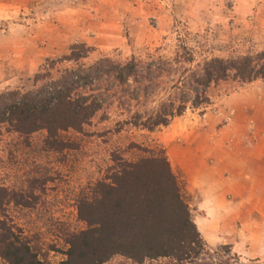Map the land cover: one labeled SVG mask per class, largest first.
Returning a JSON list of instances; mask_svg holds the SVG:
<instances>
[{
  "label": "trees",
  "instance_id": "trees-1",
  "mask_svg": "<svg viewBox=\"0 0 264 264\" xmlns=\"http://www.w3.org/2000/svg\"><path fill=\"white\" fill-rule=\"evenodd\" d=\"M92 48L75 43L69 54L47 59L35 76V88L0 93V144L6 134L24 138L41 133L36 147L64 151L80 147L81 139L64 138L73 131L84 137H101L132 126L150 131L168 126L188 109L204 111L215 91L224 86L264 80V50L236 57L198 59L184 42L173 56H132L125 61L110 57L83 62ZM64 61L72 66L62 67ZM116 116L114 128L92 129L94 120ZM17 143L14 142L13 146ZM130 160L113 154L111 173L98 180L91 196L79 201L80 216L88 229L72 234V251L92 263L121 255L141 263L157 264H264L259 259L244 263L230 244L210 248L193 217L190 200L174 173L165 149ZM47 175L31 180L29 190L44 185ZM0 185V212L10 202H22L17 193ZM26 206H32L26 203ZM0 226V246L13 264H42L26 242L13 241L6 223ZM30 262V263H26ZM77 264V263H62Z\"/></svg>",
  "mask_w": 264,
  "mask_h": 264
},
{
  "label": "rangeland",
  "instance_id": "rangeland-1",
  "mask_svg": "<svg viewBox=\"0 0 264 264\" xmlns=\"http://www.w3.org/2000/svg\"><path fill=\"white\" fill-rule=\"evenodd\" d=\"M81 1L0 0V93L34 89L35 76L47 59L61 58L70 53L73 44L84 43L77 38L79 29L71 23L72 18L65 21L66 15H70L66 13L67 9L78 6ZM173 15L169 33L158 44L136 45L128 36L131 50L124 52L116 47L103 54L94 52L95 47L87 44L92 50L83 62L91 64L104 57L119 61L132 56L143 59L149 55L171 57L181 42L192 47L198 59L229 58L264 50V0H220L213 12L204 10L194 16L180 2V9ZM149 24L157 25L154 18ZM72 65L69 61L61 64L62 67ZM260 84H264V80L233 88L234 84H226L215 91L213 102L206 110L188 109L168 126L154 131L129 126L120 132L84 138L73 131L62 132L64 138H82L76 150H40L35 144L42 138L41 133L32 136L33 147L24 138L6 134L0 144V185L10 192L13 189L17 193L14 198L22 203L16 205L13 200L5 206L0 212V226L6 223L11 229V240L26 242L39 263H92L89 257L84 259L80 255L84 246L80 244L72 251L69 241L73 233L88 229V223L80 216L79 201L91 196L95 183L111 173L113 154L134 160L149 155L145 149H165L171 164L169 148L178 141L182 131L200 123L207 111L220 114L229 97ZM115 117L103 122L97 117L92 129L104 134L114 128ZM14 142L16 146H13ZM171 167L174 171L172 164ZM42 175H47L49 180L42 186L35 183L36 188L29 190L31 180ZM185 195L191 202L194 219L197 198L186 192ZM26 203L32 206H26ZM209 224V234H201L210 248L230 244L244 263L254 259L264 262V209L247 212L233 221H223L219 230L214 229V220L210 219ZM4 234L0 229V240ZM103 263L141 262L117 255ZM0 264H13L4 255L2 246Z\"/></svg>",
  "mask_w": 264,
  "mask_h": 264
},
{
  "label": "crops",
  "instance_id": "crops-1",
  "mask_svg": "<svg viewBox=\"0 0 264 264\" xmlns=\"http://www.w3.org/2000/svg\"><path fill=\"white\" fill-rule=\"evenodd\" d=\"M180 2L194 16L213 12L220 0H83L67 9L71 16L65 21L72 18L78 40L95 47L94 52L116 47L127 52L128 36L136 45L162 41ZM152 18L156 26L149 24ZM205 115L181 132L169 152L185 192L197 198L194 221L208 235L210 219L219 230L223 221L264 209V84L229 97L220 114Z\"/></svg>",
  "mask_w": 264,
  "mask_h": 264
}]
</instances>
